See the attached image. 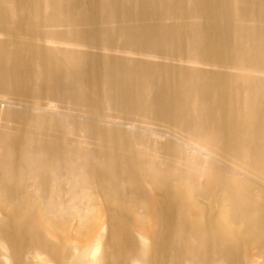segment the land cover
<instances>
[{
  "label": "bare ground",
  "instance_id": "6f19581e",
  "mask_svg": "<svg viewBox=\"0 0 264 264\" xmlns=\"http://www.w3.org/2000/svg\"><path fill=\"white\" fill-rule=\"evenodd\" d=\"M41 255L264 264V0H0V256Z\"/></svg>",
  "mask_w": 264,
  "mask_h": 264
},
{
  "label": "rangeland",
  "instance_id": "374dc122",
  "mask_svg": "<svg viewBox=\"0 0 264 264\" xmlns=\"http://www.w3.org/2000/svg\"><path fill=\"white\" fill-rule=\"evenodd\" d=\"M28 262V260H26ZM46 262V257L44 255H41L38 262L39 264H45ZM36 263V262H34ZM0 264H4V260H2V256H0Z\"/></svg>",
  "mask_w": 264,
  "mask_h": 264
}]
</instances>
